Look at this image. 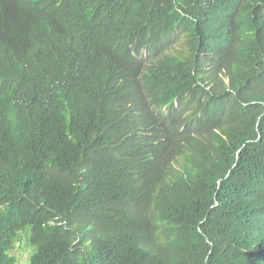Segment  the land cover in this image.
<instances>
[{"label":"trees","instance_id":"16d2710c","mask_svg":"<svg viewBox=\"0 0 264 264\" xmlns=\"http://www.w3.org/2000/svg\"><path fill=\"white\" fill-rule=\"evenodd\" d=\"M21 244L264 264V0H0V264Z\"/></svg>","mask_w":264,"mask_h":264},{"label":"rangeland","instance_id":"374dc122","mask_svg":"<svg viewBox=\"0 0 264 264\" xmlns=\"http://www.w3.org/2000/svg\"><path fill=\"white\" fill-rule=\"evenodd\" d=\"M23 240L26 242V235H23ZM22 249H25L24 252H21ZM33 249L30 244H21V248H19L18 251H16V255H20V262L17 264H27L30 258V255L32 254Z\"/></svg>","mask_w":264,"mask_h":264}]
</instances>
